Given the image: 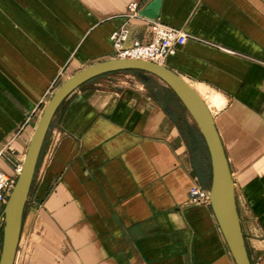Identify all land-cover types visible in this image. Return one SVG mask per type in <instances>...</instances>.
<instances>
[{
    "label": "crops",
    "instance_id": "0c3cea01",
    "mask_svg": "<svg viewBox=\"0 0 264 264\" xmlns=\"http://www.w3.org/2000/svg\"><path fill=\"white\" fill-rule=\"evenodd\" d=\"M152 1L0 0L7 174L18 176L55 90L116 56L115 30L129 28L127 45L154 40L151 19L128 15L129 3ZM156 20L189 36L165 65L199 88L214 116L250 260L264 264V0H161ZM132 73L150 74L97 76L58 107L15 264H237L211 203L189 201L196 184L210 190L212 170L188 110L168 86H126ZM3 224L0 213V243Z\"/></svg>",
    "mask_w": 264,
    "mask_h": 264
},
{
    "label": "water",
    "instance_id": "95a60500",
    "mask_svg": "<svg viewBox=\"0 0 264 264\" xmlns=\"http://www.w3.org/2000/svg\"><path fill=\"white\" fill-rule=\"evenodd\" d=\"M161 0L142 8L139 16L156 20ZM141 70L162 79L178 96L196 122L208 147L212 180L210 203L237 264H252L241 228L235 181L214 116L205 100L181 75L146 60L111 58L92 64L67 78L54 92L32 135L22 169L4 208L3 244L0 264H15L21 238L23 216L40 154L53 117L64 99L83 83L106 73Z\"/></svg>",
    "mask_w": 264,
    "mask_h": 264
},
{
    "label": "built area",
    "instance_id": "2783aa9c",
    "mask_svg": "<svg viewBox=\"0 0 264 264\" xmlns=\"http://www.w3.org/2000/svg\"><path fill=\"white\" fill-rule=\"evenodd\" d=\"M140 7L137 2L128 4V15L139 16ZM151 27L154 32V40L150 43H141L135 40L131 45H127L130 30L122 26L111 34V40L116 50L114 58L146 60L156 64L165 65L169 56L177 51V46L183 45L188 40V34L176 27L168 26L159 20H152ZM7 146L0 145V157L4 156ZM20 173L19 167L17 169ZM18 176H10L0 167V211H2L9 199V196L16 184ZM191 203H209L210 190L204 189L200 184H196L191 190ZM4 218V217H3Z\"/></svg>",
    "mask_w": 264,
    "mask_h": 264
},
{
    "label": "rangeland",
    "instance_id": "374dc122",
    "mask_svg": "<svg viewBox=\"0 0 264 264\" xmlns=\"http://www.w3.org/2000/svg\"><path fill=\"white\" fill-rule=\"evenodd\" d=\"M140 82L147 84L148 85L147 87H149V88L150 87L155 88V85H157V88L159 85L163 86V88H166V86H168L162 79H160L159 77L152 75V74L132 73L129 76H126V86L135 85V84L140 85ZM193 85L196 86V84H193ZM207 94L210 96L213 95L212 92H210L208 89H207ZM187 114H188V118H189L191 124L194 127L195 136H196V139L199 141V144L202 148V152L205 154L207 161H209L211 164L210 153H209L208 147L206 145V142L204 140V137H203L202 133L200 132V130H199L196 122L194 121L193 117L191 116V114L189 112ZM0 213H2V217H4V209L2 211H0ZM3 221H4V218H3ZM2 244H3V241H2V243H0V253L2 251Z\"/></svg>",
    "mask_w": 264,
    "mask_h": 264
},
{
    "label": "bare ground",
    "instance_id": "6f19581e",
    "mask_svg": "<svg viewBox=\"0 0 264 264\" xmlns=\"http://www.w3.org/2000/svg\"><path fill=\"white\" fill-rule=\"evenodd\" d=\"M191 85V84H190ZM192 86V85H191ZM199 86V85H198ZM193 88H195L194 86H192ZM196 89V88H195ZM198 89V90H197ZM196 90L198 91V93L200 94V90H199V88H197ZM201 95V94H200ZM203 98V97H202ZM204 99V98H203ZM205 100V99H204ZM206 102V101H205ZM216 104L217 105H219L220 104V100L217 98L216 99ZM208 105V104H207ZM209 107V106H208ZM21 169H22V165L21 166H19V170L21 171Z\"/></svg>",
    "mask_w": 264,
    "mask_h": 264
},
{
    "label": "trees",
    "instance_id": "16d2710c",
    "mask_svg": "<svg viewBox=\"0 0 264 264\" xmlns=\"http://www.w3.org/2000/svg\"><path fill=\"white\" fill-rule=\"evenodd\" d=\"M126 71H133V70H126Z\"/></svg>",
    "mask_w": 264,
    "mask_h": 264
}]
</instances>
